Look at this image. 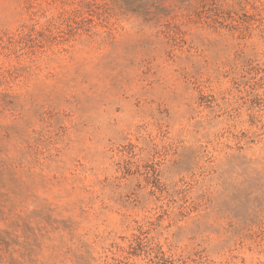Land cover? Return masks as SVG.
<instances>
[{
  "label": "rangeland",
  "instance_id": "rangeland-1",
  "mask_svg": "<svg viewBox=\"0 0 264 264\" xmlns=\"http://www.w3.org/2000/svg\"><path fill=\"white\" fill-rule=\"evenodd\" d=\"M0 0V264H264V0Z\"/></svg>",
  "mask_w": 264,
  "mask_h": 264
},
{
  "label": "trees",
  "instance_id": "trees-1",
  "mask_svg": "<svg viewBox=\"0 0 264 264\" xmlns=\"http://www.w3.org/2000/svg\"><path fill=\"white\" fill-rule=\"evenodd\" d=\"M179 3V0H176ZM114 2L127 12L137 14H162L165 15L168 9L163 6V0H114Z\"/></svg>",
  "mask_w": 264,
  "mask_h": 264
}]
</instances>
